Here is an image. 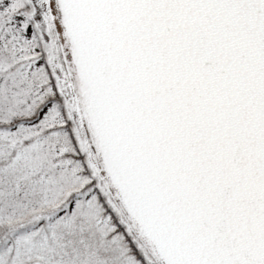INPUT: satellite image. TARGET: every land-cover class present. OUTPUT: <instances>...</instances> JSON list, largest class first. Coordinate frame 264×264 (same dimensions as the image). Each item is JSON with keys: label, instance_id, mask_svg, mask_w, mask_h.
Segmentation results:
<instances>
[{"label": "snow or ice", "instance_id": "snow-or-ice-1", "mask_svg": "<svg viewBox=\"0 0 264 264\" xmlns=\"http://www.w3.org/2000/svg\"><path fill=\"white\" fill-rule=\"evenodd\" d=\"M0 264H264V0H0Z\"/></svg>", "mask_w": 264, "mask_h": 264}]
</instances>
